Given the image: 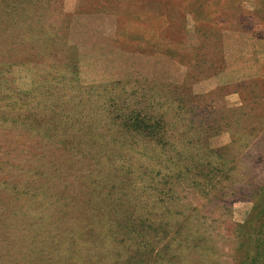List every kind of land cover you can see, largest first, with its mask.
Wrapping results in <instances>:
<instances>
[{
    "label": "rangeland",
    "instance_id": "374dc122",
    "mask_svg": "<svg viewBox=\"0 0 264 264\" xmlns=\"http://www.w3.org/2000/svg\"><path fill=\"white\" fill-rule=\"evenodd\" d=\"M157 94L227 155L108 121ZM0 264H264V0H0Z\"/></svg>",
    "mask_w": 264,
    "mask_h": 264
},
{
    "label": "trees",
    "instance_id": "16d2710c",
    "mask_svg": "<svg viewBox=\"0 0 264 264\" xmlns=\"http://www.w3.org/2000/svg\"><path fill=\"white\" fill-rule=\"evenodd\" d=\"M201 67L198 65L196 66V70ZM199 72V71H198ZM192 79V76L188 75L186 76V81H189ZM188 86L185 84L182 85V90L186 91ZM178 88H175V90ZM171 95H163L161 97L160 94H157V99L155 101V104H149L147 107L143 106V108H140L139 106L135 105L132 108H129L128 112H126L124 115L123 114H117L112 116L109 114L108 115V121L112 122L113 124L120 126V130L123 133H129L130 136L134 137L137 136L136 131H138L141 135L144 136L143 140L148 141L152 140L157 142V144L161 143L162 137L166 134L168 136L175 135L177 127H179V123H182L184 121H187V124L189 125L188 131L184 132L183 134V149L184 150H177V147L174 146L172 147L173 154L177 155L179 157V161L175 160L173 161L172 155H167V153H163L161 158L162 164L165 163V161H172L170 162L169 166L173 167L174 170H172L176 176L182 175L184 173H187L188 170L186 169V166L183 167L182 163L186 162L184 159L187 157V153L185 150L190 149L191 147H195V143H197V148H196V156L193 154L188 156L192 158V160H196L199 163L196 165L199 167L198 170H201L204 168L205 163H214L215 158L218 160H222L227 154L225 150L228 148L226 146H222L220 148H212L208 144V138L212 136L210 131H206L207 133L202 134L203 130V125L204 121L201 119V116L197 114V112H193L194 108H192L189 105H186V102L182 99L183 96H175V100H178V102H175L174 100H171ZM166 105V107H165ZM176 108L175 110V116H168V113L170 109ZM153 110V111H150ZM111 112V111H110ZM189 112L191 113V117L189 115ZM59 119H57L56 122H53V127L52 130L54 132L51 135L52 136V141H55L56 143H59L58 139H61L62 136L56 134L59 132V129H57V126H59ZM72 122V121H71ZM226 125L228 126V122H226ZM73 126V123H72ZM210 130L215 131L214 129L210 128ZM217 130V129H216ZM217 134L219 133L218 131H215ZM50 136V137H51ZM63 138V137H62ZM95 139V138H94ZM142 140V141H143ZM123 145H128L127 142L121 141ZM144 142V141H143ZM152 142H149V144ZM62 144V143H61ZM149 144H146L144 142V148H143V154H147V149ZM164 145H167V142L164 143ZM188 146V148H185L184 146ZM199 149L200 151H197ZM164 151V150H163ZM160 151V152H163ZM209 151L210 155H206L205 152ZM156 159H160L159 154H156ZM193 162V161H192ZM223 164V163H222ZM221 164V165H222ZM173 174H165L163 175L162 179H164V182L166 184H171L172 179H173ZM157 192V190H156ZM117 224L115 221L114 224Z\"/></svg>",
    "mask_w": 264,
    "mask_h": 264
}]
</instances>
